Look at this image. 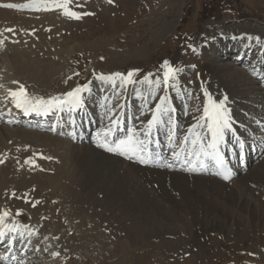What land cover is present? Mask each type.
Listing matches in <instances>:
<instances>
[{"label":"rangeland","instance_id":"374dc122","mask_svg":"<svg viewBox=\"0 0 264 264\" xmlns=\"http://www.w3.org/2000/svg\"><path fill=\"white\" fill-rule=\"evenodd\" d=\"M19 1L22 2L0 0V5H21ZM63 2L28 0L23 3H30L27 11L23 7L18 11L0 6L10 14L0 18L3 22L0 25L14 29V32L5 29L0 32V49H6L10 59H23L27 63L21 67L23 73L19 74V80L29 93L37 95L65 93L78 84L94 83L98 87L97 79L99 84L108 83L104 88L109 89L112 85L109 80L100 79L101 74L121 73L126 77L128 72H135L129 91L134 103L138 104L139 99L141 103L139 111H134L138 120L134 118L130 123H137L151 112H141V104L150 101L142 95L145 89H149L148 97L153 104L161 100L153 101V94L157 93L164 76L160 72L165 67L163 60L176 56L173 68L178 71L170 87L180 91L173 95L172 88L166 90L164 98L170 101H166L167 105L172 102L181 106L183 119L191 107L197 116L199 93L196 89L204 77V71L197 64V47L219 33L230 35L247 30L264 34V0H70L71 10L91 13L80 19L70 18L63 9L55 7ZM46 6L55 8L47 14L49 17L43 13ZM21 25L24 26L19 28ZM232 49L229 53H233ZM247 53L248 60L238 63L227 52L219 56L224 58L227 54L226 61L223 60L228 63L226 67L239 70L229 69L225 75L228 84L240 91L237 101L242 102L245 112H252L264 123V116L254 112H262L258 107L264 105V88H261L264 81L259 80L261 74L257 75L254 67L255 53ZM252 63L256 74L249 67ZM240 71L243 78L258 80L260 84L243 87L242 82L236 83L234 76ZM122 77L116 83L123 89ZM250 86L257 90L242 91ZM102 88L99 86L93 92H100ZM122 89L112 93L114 101L122 95ZM182 91L190 105L182 103ZM107 94L105 97L111 98ZM97 95L99 109L102 99L100 93ZM252 102L256 104L254 108ZM134 106L131 114L136 109ZM252 122L248 120L246 126L262 127ZM9 127L6 131L0 129V208L15 218L18 213L25 216L37 235L45 233L48 241L54 240L62 264H264V242L263 248L260 244L252 252H246L244 242L236 235L228 240L224 223L220 221L222 217L215 207L203 206L197 200L191 204L186 202L172 176L128 166L121 157L112 158L88 144L85 146L92 150L93 162L88 157L85 167L90 180L76 182L64 177L69 157L75 153L66 135L55 134L57 141L51 142L38 137L33 128L14 124ZM263 134L262 127L258 135ZM262 157L256 162L260 161L263 166ZM256 162L243 175L251 174L257 167ZM128 174L131 177H126Z\"/></svg>","mask_w":264,"mask_h":264},{"label":"bare ground","instance_id":"6f19581e","mask_svg":"<svg viewBox=\"0 0 264 264\" xmlns=\"http://www.w3.org/2000/svg\"><path fill=\"white\" fill-rule=\"evenodd\" d=\"M24 2H28V0H22V2H20L19 4L24 5ZM32 4L34 5V3H31L30 5ZM6 10L7 9L0 8L1 19L2 17L10 16L8 10ZM43 10V13H45L46 16L52 11L45 9ZM47 17H49V15ZM13 25L14 23L10 26L13 27ZM23 26L24 25L18 27L22 28ZM6 28L7 25H0V32L4 31V29L6 30ZM229 48L235 49V51L234 49L232 50L233 54L229 55V57H232L235 60L240 58H246L247 55H249L247 53L248 51L254 52V67L259 70L257 71L255 69L257 75L261 74V77L264 76V34H258L254 31L247 30L235 31V33L230 35L221 33L215 34L211 39L207 38L206 41L203 42V44H200L197 47L199 54L197 64L204 71V77L201 79L200 85L197 86L198 89H196L199 93V98H197L199 105V115L195 116V110H192L191 107V111L187 113L186 118L183 119V114L181 111L182 107L176 104L173 105L172 102L167 105L166 101H169L167 98L164 100L161 99L157 103L153 104V106L155 105L154 107H157V105H162L159 111L154 112L153 110H151V112L148 113L149 115L145 116V114L139 119L137 123L134 121L130 123L132 119H130L131 116L129 115V111H132V108L135 106L131 103L124 102L121 99L123 97V93L122 95L120 94L118 100L114 101L115 103L112 101V104H109L111 103V98L107 96L105 97L106 92H108V94H110L112 97V93L116 89H119V91L122 89L115 87V85L113 86V84H115L120 78H116L115 76L113 77V80H107L112 85V87H110L109 89H100L103 92L98 90L100 91L99 93L102 99V103L99 107V110L94 109V111H92L90 109L89 106L92 104L90 101L91 98H89L91 95V88H87L80 93L81 104L79 106L64 104L61 107H52L50 110L45 111L43 107L36 104L37 100H39L40 98H43V100L45 101L63 100L67 92L81 85L78 84L74 85L73 87L71 86V89L61 94L50 93L37 95L29 93L25 89V84H23L19 80V74L23 73L21 67L27 65V63H25L23 59H20V61L10 59L9 57L11 55H9V53L7 54L6 49L2 48L0 49V105L2 104V107L0 106V129L6 131L10 128L9 126L13 124H19L20 126L33 125L34 127H36V134L38 135V137H44L42 139H49V141L55 142L57 141V138L54 137L55 134L67 135V132L71 134L73 129L81 128V126L83 125L85 128V120H89V118L92 117V114L94 117L96 113L97 118H103L107 126L112 125L115 119H117L116 121L119 124L124 123L127 127L129 136H132L134 141L137 137L146 138L149 133L152 134L153 132H157L158 135L161 136L160 138L163 139L164 146L168 148V150L164 148V150L168 152V160L170 159V155H174L178 152L182 153V151L186 149L187 152H185L184 154L185 157L190 158L194 161L200 160L202 157H208L211 155V151L208 148V144L212 141L213 136L207 125V121L209 120V118L205 117L204 115V108L208 105L209 96H211L212 100L216 103L223 102L224 109L226 111V116L231 124V127L229 129L224 130L223 139L219 141L218 146L220 148L225 146L228 149L233 150L234 147H237V145L245 139V135L249 134L250 130H252V125L249 128L246 126L248 120L252 119V123L254 124V126H257V124H261L263 127V133L264 123L258 120L257 115L253 114L252 112L244 111L245 108L243 107V105H241L242 102L239 103L237 101V93L240 92L239 89H233L225 79V75L229 73L228 70L234 68L226 67L228 63H224V61H226L224 58L228 56L227 54L224 58L223 56L220 57L219 55H222L221 53L223 52H228ZM137 56L140 58L143 57V55ZM175 57L176 56H172L166 60H163L162 64L165 65V61H167L168 65L173 67L176 61ZM133 60H136L135 56ZM16 67H18V70ZM58 70L60 71L61 69ZM234 70L236 72L239 71L237 69ZM165 71H167L166 67H164L163 70H160L163 75ZM55 73L57 72H54V74ZM243 75L244 74L242 73V71L238 72L236 77L234 76V81L240 84L242 82L243 87L249 86V84H260V81H252V79L243 78ZM14 81L16 83H14ZM155 83L156 85L158 84L157 82ZM21 85H23L24 90L27 92L28 96L32 98L33 104L38 109H40L39 111L29 110L28 112H26L23 108L16 107L15 103L13 102V98L9 95V89L13 91H18L20 90ZM164 85L168 89L171 85V82L167 84L164 83L163 86ZM103 89L106 90L104 91ZM254 89V87L250 86L244 88L242 91L252 93ZM123 91L125 92V87L123 88ZM183 92L184 91L181 92V96L183 97L182 103L190 105L186 102L185 97L183 96ZM205 93H207V95ZM259 94L262 93H258V95ZM92 99H94V97ZM86 100H88L87 103H85ZM97 102H99V100ZM250 104L253 108L256 105L254 102ZM246 109L248 108L246 107ZM89 110L92 112V114L89 113ZM127 110L129 111L127 112ZM141 112H144L143 109H141ZM29 113L33 115L34 119L28 121H21L25 114ZM126 113H128V116L126 115ZM79 115H81L80 117H83V119L85 120L79 121ZM43 116L49 117V119H47V121H42L41 117ZM154 116L157 117V120L155 121V123L149 126V121L153 120ZM49 122H51L50 128H48ZM42 131H46L48 134H42ZM78 134L80 135V129H78ZM193 140H197V143L195 145L192 143ZM255 142L259 143L260 146H262L263 153L261 154V156L264 155V134L262 136H256ZM70 145L75 151V153L72 152V156L69 157L67 163V165L69 166L66 167L64 165V177H71L76 182H88V180H90V173L86 170L87 168L85 167V162L88 161V157L91 161L92 155L90 154V151L92 150L89 147H86L85 145L75 144L73 140L70 141ZM96 148L102 149L99 145H96ZM202 148L204 149V151H201ZM205 152L209 154L206 155ZM104 153L109 154L105 151ZM196 153H199L198 157L197 155H195ZM109 156L116 159L122 158V160L126 164H128V166L135 165L141 169L148 170V168H142L136 164H132L126 161L124 157L119 158V156L117 157V155L114 156L112 154H110ZM92 162L93 161H91V163ZM259 162L260 161L256 162L257 167L253 169L251 174L243 175L244 173L241 172L227 183L222 182L219 179L213 177H205L202 175L187 173L186 169H183L181 171H169L168 169L161 171L162 169H160L157 171V173H163V175L166 174L168 176H172L174 178V185L176 186V188H178V191L181 193V196L183 195V199L189 204H191L192 201L197 200L199 201L198 203H201L203 206H209V208L215 207V210H217V212L222 217L220 221L224 223L223 230L228 240H232L233 237L235 238L236 235L239 241L244 242L245 251L252 252V250L255 249L257 246L260 247V244L263 248L262 243L264 242V165L262 166V164ZM116 168H119V166ZM245 176L247 177L245 178ZM126 177L131 176H129L128 174V176ZM133 179L134 178H131L129 180ZM129 180H127L126 182L128 183ZM134 183H136V181ZM135 186L137 188L140 187L138 184H135ZM3 211L5 210L0 208V213H2ZM17 217L18 218H15L13 215L10 214L4 219L3 224H0V231H3L5 233L4 237H7V239H5L4 237L0 238V264H11L10 261L13 258H11V256L13 255L12 249L16 251V253L14 254H17L19 257L20 263L18 264H62L61 255H54V253H58V248L56 249L54 247V240L48 241L47 237L45 236V233L42 235H37L36 230L28 226V220L25 218V216L17 214ZM4 225H8L9 227L15 226L18 231L9 232L8 227H5ZM23 258L26 259V261H23Z\"/></svg>","mask_w":264,"mask_h":264},{"label":"snow or ice","instance_id":"6c2138e0","mask_svg":"<svg viewBox=\"0 0 264 264\" xmlns=\"http://www.w3.org/2000/svg\"><path fill=\"white\" fill-rule=\"evenodd\" d=\"M70 3V0H64L63 3H57L55 7L61 8L64 11V14L69 16L70 18L74 19H80L82 15H91V13H78L76 11L71 10L68 7V4ZM2 7H7V8H20V7H27V5H17V4H3L0 5ZM6 31L9 32H14V29H6ZM259 39V38H256ZM165 67L167 68V71L164 73V81L167 83L170 79H173L176 72L178 69H175L171 66L168 65V62L165 61ZM135 75V72H128L126 77H122L121 73H114L109 76H104L101 74L100 79L102 80H113V76L115 77H122L123 81L125 83H133V76ZM146 81L148 80V77L146 76L144 78ZM14 83H16L14 81ZM159 83V81H157ZM88 85H83L76 87L75 89L67 92L65 94V98L63 100H49L45 101L43 98H40L39 100L36 101V104L40 105L43 107L45 111L50 110L52 107H61L64 104L72 105V106H79L81 104V96L80 93L87 89ZM207 95V93H205ZM9 95L13 98V102L15 103L17 108H23L26 112L29 110L31 111H39L34 104L33 100L31 97L28 96L27 92L24 90L23 85L20 86V90L18 91H13L9 89ZM162 100L166 98H161ZM162 105H157V111L161 109ZM167 111V110H165ZM204 115L205 117L209 118L210 123L208 124V128L212 133L213 139L212 141L208 144V148L213 150V153L215 154L216 157V162L218 164L223 163V158L221 157L219 150H218V143L220 140L223 139L224 136V130L229 129L231 127L230 121L226 116V111L224 109V104L223 102L216 103L215 101L212 100L211 96H209V103L207 106L204 108ZM157 120V117L154 116L153 120L149 121V126H151L155 121ZM132 136H129L127 140H121L119 143L116 144L115 147H108L109 151H124L125 149L132 151ZM192 143L195 145L197 143V140H193ZM103 146V145H102ZM201 151H204L202 148ZM205 154H209L205 152ZM197 157L199 156V153H196ZM2 162V161H0ZM142 163H145L147 161L141 159ZM225 180H228L231 178V172H227L224 174L223 177ZM19 214V213H18ZM10 213L8 211H3L0 213V224H3V221L6 217H8ZM5 227H8L9 232H17L18 229L15 226L9 227L8 225H4ZM5 233L3 231H0V238H3ZM22 235V233H21ZM54 255H59V253H54Z\"/></svg>","mask_w":264,"mask_h":264}]
</instances>
